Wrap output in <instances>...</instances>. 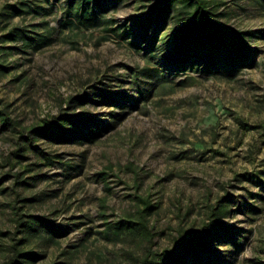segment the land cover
I'll list each match as a JSON object with an SVG mask.
<instances>
[{
	"label": "rangeland",
	"instance_id": "1",
	"mask_svg": "<svg viewBox=\"0 0 264 264\" xmlns=\"http://www.w3.org/2000/svg\"><path fill=\"white\" fill-rule=\"evenodd\" d=\"M216 1L258 31L243 66L183 52V15L156 0H0V112L17 124H0V264H264V4ZM64 112L93 140L27 133ZM135 195L150 241L114 233Z\"/></svg>",
	"mask_w": 264,
	"mask_h": 264
},
{
	"label": "trees",
	"instance_id": "2",
	"mask_svg": "<svg viewBox=\"0 0 264 264\" xmlns=\"http://www.w3.org/2000/svg\"><path fill=\"white\" fill-rule=\"evenodd\" d=\"M96 0H78V4L90 5ZM264 4V0H259ZM220 3L216 0H156L151 6L152 12H156L157 16L164 18L170 12H178L183 15L184 26L182 30L187 31L185 41L183 43V52L191 54L195 59L202 57L206 64V69L211 65H217L218 62H225L232 68L243 66L252 57V47L248 43V39L257 35V30H242L232 28L218 19V15L214 13L211 7H217ZM181 11V12H180ZM150 12L145 22L149 23L152 16ZM79 21H97L89 12L84 11L78 17ZM163 21V20H162ZM13 31V30H12ZM12 31L8 35L12 36ZM200 53H203L201 55ZM185 58H188L186 54ZM219 64V63H218ZM104 95L101 94L100 97ZM83 118L79 114L64 112L60 116L47 118L37 126L28 128L27 133L34 136L43 137L55 143H65L68 141H92L96 136L91 130L83 132L79 124H82ZM0 124L16 128L17 124L10 120L3 112H0ZM23 134V132H20ZM102 179L105 180L106 172H100ZM104 201L102 200V204ZM154 209L153 204L147 196H134V210L129 212L123 220L116 222L115 236L120 231L126 229L131 235L139 237L143 240L150 241L152 233L148 225V216ZM26 215H17V226L27 227ZM213 217V216H211ZM191 238L195 240L198 249H203L201 235L197 232H190ZM16 252L14 258L9 260L7 264H17ZM166 264H182L184 258L172 251L164 256Z\"/></svg>",
	"mask_w": 264,
	"mask_h": 264
}]
</instances>
